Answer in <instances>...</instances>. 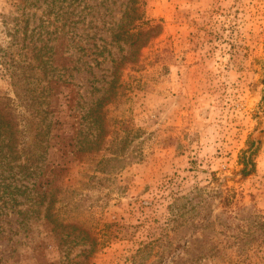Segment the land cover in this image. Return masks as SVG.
Instances as JSON below:
<instances>
[{
  "label": "rangeland",
  "instance_id": "1",
  "mask_svg": "<svg viewBox=\"0 0 264 264\" xmlns=\"http://www.w3.org/2000/svg\"><path fill=\"white\" fill-rule=\"evenodd\" d=\"M129 6L0 0V95L39 111L27 147L53 199L47 218L50 195L20 198L0 264H264V0H140L153 29L107 91Z\"/></svg>",
  "mask_w": 264,
  "mask_h": 264
},
{
  "label": "trees",
  "instance_id": "2",
  "mask_svg": "<svg viewBox=\"0 0 264 264\" xmlns=\"http://www.w3.org/2000/svg\"><path fill=\"white\" fill-rule=\"evenodd\" d=\"M128 2L130 6L124 9L117 22L110 24L109 32L111 43H127L130 53L115 54L110 58L112 78L107 83V91L117 90L121 86L119 70L128 63H135L137 52L147 42L149 32L153 29L143 18L140 0H128ZM13 63H5L7 66L4 69L10 84L16 85L26 79V74L9 70V66H16ZM14 96H17L15 92ZM32 105L33 102L25 100L15 102L9 94L0 95V235L4 232L3 224L8 223L6 217L11 214H22L21 219L24 218L23 211L17 207L24 204L26 200H41L50 195L48 205L44 209V216L47 218L53 202L52 193L41 188L44 183L42 184L38 177L41 176L42 171L36 172L38 166H33L35 154L27 147L32 123L37 120L39 114L36 108H31ZM18 106L24 108L23 112ZM26 111L30 118L24 114ZM256 150L255 143L250 141L248 147L241 152L239 162L242 165V175H248L254 170L253 156ZM45 183L48 184V182Z\"/></svg>",
  "mask_w": 264,
  "mask_h": 264
}]
</instances>
